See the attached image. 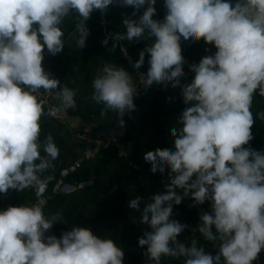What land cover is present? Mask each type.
Returning <instances> with one entry per match:
<instances>
[{
	"label": "clouds",
	"instance_id": "clouds-1",
	"mask_svg": "<svg viewBox=\"0 0 264 264\" xmlns=\"http://www.w3.org/2000/svg\"><path fill=\"white\" fill-rule=\"evenodd\" d=\"M113 3L0 0V194L30 187L38 195L46 191L53 177L42 174L54 168L59 148L51 134L40 139L44 107L38 94L55 93L64 110L77 104L76 89L61 86L45 71V49L53 56L62 52L61 25L73 13L74 38L83 49L89 35L85 21L94 10L104 12ZM121 3L136 11L147 4L138 18L122 20L126 31L110 37L114 49L123 41L155 37L134 63L141 68L149 54L146 76H140L146 88L154 83L179 85L185 64L182 38L203 39L216 49L190 66L194 79L182 89L189 106L179 120L182 127H173L170 133L174 150L157 148L144 154L153 173L163 174L167 168L172 178L167 194L155 195L144 207L140 222L151 230L138 245L154 264H160L162 257L183 258V264H254L264 251V151L245 146L254 139L253 97H264V0H165L162 21L153 19L156 0ZM108 42V38L102 41ZM120 50L127 55L126 47ZM92 88L91 99L103 106L102 112L122 117L135 110L136 86L124 67L105 63ZM258 117L264 120V112ZM189 195L191 206L210 202V212H202L191 231L218 242L215 254L195 239L190 245L178 239L188 225L170 217L173 206ZM140 201L141 197L131 199L129 207L138 210ZM43 205L40 201L0 211V264H123V249L87 227L75 226L60 238H45L62 216H46Z\"/></svg>",
	"mask_w": 264,
	"mask_h": 264
},
{
	"label": "trees",
	"instance_id": "trees-1",
	"mask_svg": "<svg viewBox=\"0 0 264 264\" xmlns=\"http://www.w3.org/2000/svg\"><path fill=\"white\" fill-rule=\"evenodd\" d=\"M165 0H156L154 5L156 14L153 19L162 21L166 15ZM235 0H233V3ZM147 4L139 11L133 6H124L121 0H116L104 13L98 10L91 13L90 19L85 21L89 31L85 47L79 48L76 44L77 36L75 24L77 18L73 13L61 25L65 33V47L61 53L53 56L45 49L43 67L53 78L60 81V85H67L76 89V108L64 110L66 122H57L41 117V141L51 134L59 148V156L52 163L54 168L49 169L43 176H52L46 191L39 197L33 190L25 189L22 192L10 190L7 195L0 194V211L9 206L31 205L44 202L43 210L46 216L51 217L59 213L60 222H55L50 230L45 232V238L55 235L60 238L63 232L73 227H87L94 235L101 238H111L124 251L123 264H154L145 256L146 249L138 245V240L146 231L151 229L147 224L140 222L142 212L147 203L152 202L155 195L167 194V187L171 183L170 169L153 173L151 164L144 160L147 151L157 148L174 150V138L171 137L173 127H182L179 120L183 111L189 105L183 100L182 89L191 84L195 73L180 77L179 85L172 87V82L165 84L154 83L150 87L142 84L134 94L135 110L123 115L124 130L120 141L111 140L92 156L81 154L71 155L77 142L69 132L72 117H79L83 125H94L89 130L96 132L109 128L112 125L111 111L102 112L103 106L92 101V81L100 74L105 63L122 66L130 75L135 76L134 63L139 59V53L146 46H150L155 37H148L140 41H123L115 49L110 38L117 32L126 31L122 20L136 19L146 9ZM136 12V17H133ZM105 24H102V21ZM108 38L107 45L102 43ZM126 47L124 56L120 47ZM182 55L186 65L198 64L202 57L213 55L214 45L206 44L203 39L191 42L181 39ZM207 50V51H206ZM149 54H145V63L139 68L145 69ZM251 111L255 118L252 128L254 139L245 147L264 151V120L258 114L264 112V97L258 94L253 97ZM87 130V129H81ZM104 135V134H103ZM44 155V153H41ZM174 176V174H173ZM93 178L91 186L73 193L62 194L57 188L62 181H79ZM195 178V177H194ZM183 194L181 189H176ZM141 197L138 210L129 207V201ZM39 199V201H37ZM32 201L33 203H30ZM194 201L191 196L185 197L181 204L173 206L171 219L177 220L188 228L178 237L181 242L190 245L193 239L198 246L215 254L218 242L206 241L198 231H191L199 223L202 212H210V202L203 205L191 206ZM160 264H183V258L162 257ZM254 264H264V251Z\"/></svg>",
	"mask_w": 264,
	"mask_h": 264
},
{
	"label": "built area",
	"instance_id": "built-area-1",
	"mask_svg": "<svg viewBox=\"0 0 264 264\" xmlns=\"http://www.w3.org/2000/svg\"><path fill=\"white\" fill-rule=\"evenodd\" d=\"M115 1L116 0H114V2ZM108 8H107V10H108ZM106 11H104V12L99 11V12L101 14H104ZM102 24H105L104 20L102 21ZM148 68H149V64H148V59H147L145 69H142V70L136 69L137 75L132 76L134 85L136 86V90L142 85V83H140L141 74H145V76H146ZM183 70H184V75L182 77L189 76L190 74L193 73L190 70V66L186 65V64L183 65ZM38 99L43 102V107H44L43 116H44V118L52 119V120L57 121V122H66L67 121L66 120L67 119L66 114L63 112L62 109L59 108V100H57L55 98V93H53L52 95H49L47 92L40 90V93L38 94ZM74 135L80 142H82L88 146V148L84 150L85 154L90 152L89 147L95 148V150L97 151L100 148V146H103V145L107 144L109 141H111V139H110L111 137L109 134L103 135L101 133L91 132L89 130L78 129V130L74 131ZM93 183H94L93 178L82 179L79 181L65 180L59 184V186L57 188V192L62 193V194L73 193V192H76L80 189L91 186V185H93ZM27 189L33 190L35 193H37V190L34 187H30ZM39 197H41V195H39ZM37 201H39V199H37ZM30 203H33V202L30 201Z\"/></svg>",
	"mask_w": 264,
	"mask_h": 264
},
{
	"label": "crops",
	"instance_id": "crops-1",
	"mask_svg": "<svg viewBox=\"0 0 264 264\" xmlns=\"http://www.w3.org/2000/svg\"><path fill=\"white\" fill-rule=\"evenodd\" d=\"M117 115H118V114L115 113V116H117ZM118 119H119V120H118V124H116L117 127H118V129L116 130V132H117V135H118V136H121V134L123 133V130H124V125H121L120 120H121V119L123 120V116L120 117V116L118 115ZM70 120H71V122H69L67 125L69 126V132L71 133L72 138H73L74 140L77 139V138L75 137V135H74V131H76V130H78V129L92 130V129L95 128L94 125H83V124L81 123V120H80L79 117H72ZM112 128H113V126H110L109 128L105 129L104 132H107V131H108L107 133L110 134V135H112V134H111V131L114 132V129H112ZM115 128H116V127H115ZM76 141H77L78 143L80 142L78 139H77ZM95 152H96V151H95ZM95 152L90 151V152L87 153V154L84 153V156H92V155L95 154ZM82 153H83V152H82Z\"/></svg>",
	"mask_w": 264,
	"mask_h": 264
},
{
	"label": "rangeland",
	"instance_id": "rangeland-1",
	"mask_svg": "<svg viewBox=\"0 0 264 264\" xmlns=\"http://www.w3.org/2000/svg\"><path fill=\"white\" fill-rule=\"evenodd\" d=\"M111 116H112V125L111 126H113V128L112 129H114V132L113 131H111V134L112 135H110V139L111 140H117V141H120V136H118L117 135V132H116V130L118 129V127H117V125L116 124H118V115L117 116H115V112H111ZM82 123V122H81ZM83 124V123H82ZM116 127V128H115ZM96 132H98V133H101V134H104V135H108V131L107 132H104V130H103V132L102 131H99V130H97ZM109 139V140H110ZM88 148V146L86 145V144H84V146L83 145H81V144H77V145H75V147L73 148V152H71V154H70V151L69 152H67V155H69L67 158L68 159H71V155H73V153L74 154H81L82 152H84V150L85 149H87ZM89 149H90V151H92V152H95L96 150H95V148H91V147H89Z\"/></svg>",
	"mask_w": 264,
	"mask_h": 264
}]
</instances>
